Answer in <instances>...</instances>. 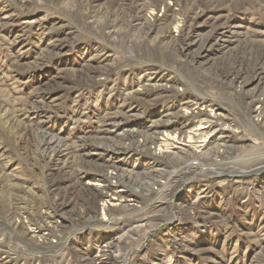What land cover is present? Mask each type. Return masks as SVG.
<instances>
[{
	"label": "rangeland",
	"instance_id": "obj_1",
	"mask_svg": "<svg viewBox=\"0 0 264 264\" xmlns=\"http://www.w3.org/2000/svg\"><path fill=\"white\" fill-rule=\"evenodd\" d=\"M0 264H264V0H0Z\"/></svg>",
	"mask_w": 264,
	"mask_h": 264
},
{
	"label": "bare ground",
	"instance_id": "obj_2",
	"mask_svg": "<svg viewBox=\"0 0 264 264\" xmlns=\"http://www.w3.org/2000/svg\"><path fill=\"white\" fill-rule=\"evenodd\" d=\"M159 151V150H158ZM205 172H208L209 173V171L211 172L212 170L209 168V167H206L205 169H203ZM202 172V171H201ZM213 172V171H212ZM213 174H216V173H214L213 172ZM110 179L111 177H109V176H107V179ZM114 201H116V202H118V200H115V199H113ZM116 206H118V205H114V204H111L110 206H108V205H106V204H103L102 205V221H105L104 220V216H105V212H108V210L110 209L109 207H116ZM104 217V218H103Z\"/></svg>",
	"mask_w": 264,
	"mask_h": 264
}]
</instances>
